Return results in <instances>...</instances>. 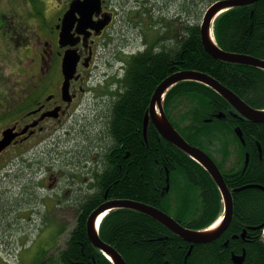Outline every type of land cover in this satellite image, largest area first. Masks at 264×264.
<instances>
[{"label": "trees", "instance_id": "trees-1", "mask_svg": "<svg viewBox=\"0 0 264 264\" xmlns=\"http://www.w3.org/2000/svg\"><path fill=\"white\" fill-rule=\"evenodd\" d=\"M34 9L43 16L41 8L35 5ZM181 22L173 43L156 51L149 44L135 58H127L124 91L106 128L115 145L110 156L117 155L118 164L111 168V180H95L101 196L95 193L88 197L66 245L57 253L43 251L37 264H112L86 233V218L105 200V191L107 199L127 198L153 205L194 230L208 227L222 213L219 189L201 164L166 141L152 123L143 135L144 112L156 86L180 69L209 74L250 106L264 109V69L215 59L201 43L200 21ZM212 34L226 51L264 59V0L224 10L215 17ZM162 107L181 136L216 162L230 190L248 184L264 186V123L233 116L227 100L210 86L193 80L171 86ZM218 112L224 116L216 118ZM232 197L233 215L226 230L211 242L193 244L189 253L191 243L132 209L108 211L98 234L126 264H264V240L257 228L264 223V190L247 187L232 192ZM243 252V261L234 263L232 254Z\"/></svg>", "mask_w": 264, "mask_h": 264}, {"label": "flooded vegetation", "instance_id": "flooded-vegetation-1", "mask_svg": "<svg viewBox=\"0 0 264 264\" xmlns=\"http://www.w3.org/2000/svg\"><path fill=\"white\" fill-rule=\"evenodd\" d=\"M71 1L63 0L59 6L58 10L60 13L56 17L55 23L47 31L49 38L45 41L43 40V42L39 39L41 43V49H38L40 58L37 60L36 57H33L35 71L32 73V81L25 83L22 87L18 85L12 86L9 82L0 83V122L5 120V123L0 124V138L1 132L6 128L21 131L25 126L37 121L34 126H29L24 134L15 137L0 152V163L2 162L3 166L13 165L18 158L24 162V158L26 157L24 153L26 152L33 156L34 153H39L43 156L44 153L48 152V147L51 141L54 140V135L62 125V121L73 115V112L80 107L81 99L88 91L87 84L90 80L91 72L96 65V58L99 57L100 49L103 45L102 40L108 35L106 33L112 32L116 21L120 22L123 19L122 15L121 18L116 20L118 15L116 10L120 5L119 0H115L114 3H111L109 0H101L100 11L93 13L92 21L98 22L107 19L108 23L101 29L89 26L84 29V32H78L76 21L71 29V33L74 35L73 37L76 39V42L73 45L67 44L60 46L58 43V35L61 27V18L63 13L68 9ZM139 6V10H137L139 20H137L136 26L138 27V33L143 36V43L145 45L142 50L129 53L124 51L127 54H124L120 58L124 64L127 58H135L138 56L145 49L146 45L153 44L154 51H156L162 50L170 42H174V35L176 33L170 28L169 18L168 15H165L164 9L159 7V9L155 10L151 2L149 4L148 2L147 4L141 3ZM5 15L6 25L11 24L18 30L20 27H24L16 19L15 14L11 10ZM76 17H79L78 13H76ZM153 18L155 21H153ZM179 22L176 27L177 34H179L180 27L183 26ZM152 25L156 27L154 34L153 28H151ZM1 34L3 33L0 27V36ZM18 35L19 31L12 37H0V58L2 56L3 58L8 57L7 54H4L5 51H9L11 54L15 52L16 48L12 44L14 43L16 45L15 42ZM4 48L7 50L3 51ZM66 49H74L78 59L75 72L69 80L68 98L64 99L61 88L63 82L61 60ZM48 58L53 62L54 68L56 67L58 75L57 79L51 82H46L44 75H42L45 67L44 63L48 62ZM125 73L126 68L124 67L122 78L111 77L104 82V85H98L99 92L97 96L99 100L94 106L93 114L96 115L95 119H97V122L100 121V129H97L98 125L96 127V123H94L92 128L84 132L83 145L80 150L81 158L79 161L83 165V172L81 174L84 175L82 180H86L85 185L77 187L78 183L72 181L78 180L75 176H72L68 180V185L74 189H72L73 193L70 199L72 200L70 206L74 213L72 215L66 212L60 215L58 219L53 220L51 224L54 226L57 235L68 233L63 246L66 245L73 229L77 226L78 219L87 205L88 197L95 195V193H98L99 197L101 196L95 180H104L106 177L111 180V168L114 170L118 164L116 160L118 156H110V151L115 148V145L107 135L106 128L115 105L120 100L121 94L124 91L122 79ZM126 152L128 153V151ZM35 159H40V157L34 156ZM40 162L41 160H38L36 163L39 164ZM111 163L112 165H110ZM43 180L45 181L43 184L50 188L56 181V178L55 176H45L39 181ZM0 182L9 183L6 186L5 193L4 191H0V264H37L40 261L39 257L32 258V262L25 263L19 254L16 256L12 254L16 239L10 233L9 229L12 225L11 214L14 210L24 205H28L27 207L29 208L32 207L30 204L32 202L31 197L34 193L33 180H0ZM13 182H20V185L17 187ZM15 187H17V191H13ZM102 197L105 200L107 199L106 191ZM47 223L45 222L43 224ZM28 240L29 238L24 237L19 245Z\"/></svg>", "mask_w": 264, "mask_h": 264}, {"label": "rangeland", "instance_id": "rangeland-1", "mask_svg": "<svg viewBox=\"0 0 264 264\" xmlns=\"http://www.w3.org/2000/svg\"><path fill=\"white\" fill-rule=\"evenodd\" d=\"M34 1L35 3L31 0H0V16L4 14L0 17V27L3 33L1 36L12 37L19 31L15 42L16 45L12 44L16 48L15 52L11 54V52L5 51L4 54H7L8 57L3 58L2 56L0 58V83L9 82L12 86L18 85L22 87L25 83L32 81V73L35 71L33 57L39 60L40 53L38 49H41L40 40L43 42V40L45 41L49 38L47 31L55 23L56 17L60 13L58 10L59 6L63 2V0ZM109 1L111 3L115 2V0ZM212 1L119 0L120 5L118 6L119 9L117 8L116 10L118 13L116 20L121 18L122 15L123 19L120 22L116 21L112 32L106 33L108 35L102 40L103 45L100 49L99 57L96 58V65L87 84L88 91L83 95L80 107L73 112V115L62 121V125L54 135V140L51 141L48 147V152L44 153L43 156L39 153H34V156L40 157V159L35 160L32 154L26 152L24 153L26 156L24 162L18 158L11 166H3L2 162L0 163V180H33L34 193L30 204L32 207L29 208L27 207L28 205L20 206L11 214L12 225L9 229L16 239L15 248L12 250L13 255L19 254L25 263H29L32 262V258H40L43 251L57 253L60 248H63V243L68 233L57 235L54 226L51 224L53 220L58 219L60 215L66 212L72 215L74 213L70 206L73 187L68 185V180L75 176L78 180L72 181L78 183L77 187L85 185L86 180H82L84 175L81 174L83 165L79 161L81 158L80 150L83 145L84 132L92 128L94 123H96V127L98 125L97 129H100V121L97 122V119H95L96 115L93 114L94 106L99 100L97 96L99 92L98 85H104V81L120 64L119 62L123 63L120 58L124 55V51L129 53L144 48L143 36L138 33V27L136 26L137 20H139L137 13L139 5L151 2L155 10L162 7L165 15H168L170 20V28L175 32L177 23L181 19H183L184 25L186 22L200 21L205 9ZM35 5L41 8L40 10H43V16H39L36 13ZM186 9L189 14L183 13L181 15L182 10L185 11ZM9 10L15 14L16 19L24 27H20L18 30L11 24L6 25L5 14ZM179 17L183 18L180 19ZM153 21H155L154 18ZM179 24L181 25L182 23L179 22ZM151 28L156 31L154 25ZM4 50L7 49L4 48ZM44 66L42 75H44L45 81L56 80L58 75L53 62L48 58V62L44 63ZM98 81L100 82L98 83ZM2 123H5V120L0 122V124ZM230 159L233 160V157ZM38 160H41L39 164L36 163ZM45 176H55L56 178L50 188L43 184L44 180L39 181ZM13 183L17 187L20 185V182ZM7 185H9L8 182H0V191L5 193ZM17 187L13 191H17ZM45 222L49 224H43ZM41 225L44 226L42 227ZM24 237L29 238V240L19 245Z\"/></svg>", "mask_w": 264, "mask_h": 264}, {"label": "water", "instance_id": "water-1", "mask_svg": "<svg viewBox=\"0 0 264 264\" xmlns=\"http://www.w3.org/2000/svg\"><path fill=\"white\" fill-rule=\"evenodd\" d=\"M255 1L257 0H214L207 6L200 20L199 29L201 43L208 54L221 61L231 62L235 64H244L264 69V59L257 58L248 54L226 51L216 44L213 35L210 34V31L212 32L213 21L215 17L221 12L232 7L249 5L254 3ZM100 7L101 0H72L69 4L68 9L63 13V16L61 18V27L58 35V43L60 44V46H64L67 44L73 45L76 42V39L73 37L74 35L71 33V29L76 21L78 32H84V29L89 26L96 29H101L102 27H104L108 23L107 19H103L98 22L92 21L93 13L99 12ZM76 13L79 14V17H76ZM77 59L78 57L74 49H66L64 51L61 60V72L63 75L61 88L62 96L64 99L68 98V84L70 78L75 72ZM186 80L198 81L214 89L233 107L235 112L229 111L232 115H239L253 122L264 123V109H258L250 106L235 92L230 90L228 87L220 83L209 74L193 69H180L166 76L156 86L150 97L148 108L146 109L143 117V135H146L147 125L149 123H152L159 134L166 141L184 151L209 172V174L215 181L222 197L223 216L213 223L215 224L217 221H219V224L215 228H210L213 225L211 224L207 228L194 230L183 226L171 215L153 205L127 198H114L105 200L88 214L86 218V233L89 241L104 255H106V257L112 262V264H126V262L120 255V253L113 246L103 241L98 234L99 223L103 216L98 222L97 218L100 215H105L110 210L127 208L144 213L145 215L161 223L172 233L191 243L188 250L189 253L193 244L211 242L218 238L226 230L233 215L232 192L247 187H258L264 190V186L259 184H248L230 190L221 170L219 169L215 161L204 150L187 142L175 129L163 110L162 101L165 92L171 86L180 81ZM223 115V113H218L216 117L220 118ZM36 123L37 121L31 123L28 126H25L21 131H14L13 128L4 129L1 132L0 152L5 147H7L15 139V137L24 134L29 126H34ZM235 132L239 139L244 143L241 131L236 128ZM247 159L248 155L246 154V161ZM263 226L264 223L257 226V228H262ZM243 259L244 252L242 254H232V260L234 261V263H241Z\"/></svg>", "mask_w": 264, "mask_h": 264}, {"label": "bare ground", "instance_id": "bare-ground-1", "mask_svg": "<svg viewBox=\"0 0 264 264\" xmlns=\"http://www.w3.org/2000/svg\"><path fill=\"white\" fill-rule=\"evenodd\" d=\"M170 21V20H169ZM159 27V26H158ZM161 28H163V27H161ZM165 28H167L166 26H165ZM154 31V30H153ZM166 31H167V29H166ZM210 34L212 35V32L210 31ZM145 45V44H144ZM125 54V53H124ZM169 90V89H168ZM220 112V111H219ZM218 112V113H219ZM229 112V111H228ZM223 113V112H222ZM169 114V113H168ZM172 117V116H171ZM222 118V117H221ZM205 119V118H204ZM212 120V119H211ZM209 123V122H208ZM258 123V122H257ZM235 133V132H234ZM215 150H217L216 148H215ZM221 152V151H220ZM233 153V152H232ZM236 155V154H235ZM221 156V155H220ZM230 157V156H229ZM236 157V156H235ZM215 159V158H214ZM218 159V158H217ZM230 160V159H229ZM227 161V160H226ZM231 163V162H230ZM243 165V164H242ZM162 167V166H161ZM224 168H226V167H224ZM227 169V168H226ZM226 169L224 170V171H226ZM166 174H168V173H166ZM179 175V174H178ZM168 176V175H167ZM168 180V179H167ZM83 199V198H82ZM162 207V206H161ZM222 209V208H221ZM166 212V211H165ZM172 212V211H171ZM174 212V211H173ZM141 213V212H140ZM174 215H176V214H174ZM102 216H104V215H100L98 218H97V222L100 220V218L102 217ZM181 219V218H180ZM97 222H96V224H97ZM219 224V221H217L215 224H213L210 228H215V227H217V225ZM264 227V226H263ZM261 232V231H260ZM59 235V234H58ZM242 236V235H241ZM261 238V237H260ZM103 240V239H102ZM30 250V249H29ZM34 251V250H33ZM57 251V250H56ZM55 255V254H54ZM37 256H39V255H37ZM41 258V257H40Z\"/></svg>", "mask_w": 264, "mask_h": 264}, {"label": "built area", "instance_id": "built-area-1", "mask_svg": "<svg viewBox=\"0 0 264 264\" xmlns=\"http://www.w3.org/2000/svg\"><path fill=\"white\" fill-rule=\"evenodd\" d=\"M262 239L264 240V228L262 229Z\"/></svg>", "mask_w": 264, "mask_h": 264}]
</instances>
